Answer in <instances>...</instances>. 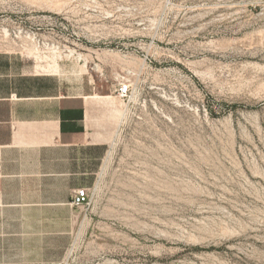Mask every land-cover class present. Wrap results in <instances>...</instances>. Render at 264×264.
Wrapping results in <instances>:
<instances>
[{
  "label": "rangeland",
  "instance_id": "obj_1",
  "mask_svg": "<svg viewBox=\"0 0 264 264\" xmlns=\"http://www.w3.org/2000/svg\"><path fill=\"white\" fill-rule=\"evenodd\" d=\"M203 1L0 0V63L130 87L89 204H0V264H264V45L219 36L229 25L191 40Z\"/></svg>",
  "mask_w": 264,
  "mask_h": 264
},
{
  "label": "crops",
  "instance_id": "obj_2",
  "mask_svg": "<svg viewBox=\"0 0 264 264\" xmlns=\"http://www.w3.org/2000/svg\"><path fill=\"white\" fill-rule=\"evenodd\" d=\"M120 98L0 63V204L57 211L89 190L119 127ZM25 195L42 198L22 207Z\"/></svg>",
  "mask_w": 264,
  "mask_h": 264
},
{
  "label": "bare ground",
  "instance_id": "obj_3",
  "mask_svg": "<svg viewBox=\"0 0 264 264\" xmlns=\"http://www.w3.org/2000/svg\"><path fill=\"white\" fill-rule=\"evenodd\" d=\"M201 0H184L185 6H190L191 3L199 2ZM204 4H196L188 9L187 16L194 14L196 11L202 10L206 7L208 12H205L201 16L188 17V21L181 25L182 28L189 30L188 35L194 42L207 41L209 38V30L217 25H229L233 27V30L226 31L219 36H223L225 39L235 40L245 39L243 43L256 46L258 44L264 45V0H204ZM214 3V4H213ZM212 4L214 6H212ZM211 17V19L202 26L195 27L198 22ZM245 18H249L248 21H242ZM218 35L214 33V38ZM154 42L164 44V40H157L154 37ZM188 40V39H187ZM184 41L182 38L177 41L180 44ZM185 42V41H184ZM213 41H209L212 45ZM211 56L210 51L205 49H197L193 51H187L184 56L188 59H200ZM150 60L156 59L150 53H147ZM212 57V56H211ZM182 61V60H181ZM178 63H181L179 60ZM183 62V61H182ZM185 65V64H183ZM186 67V66H185Z\"/></svg>",
  "mask_w": 264,
  "mask_h": 264
},
{
  "label": "built area",
  "instance_id": "obj_4",
  "mask_svg": "<svg viewBox=\"0 0 264 264\" xmlns=\"http://www.w3.org/2000/svg\"><path fill=\"white\" fill-rule=\"evenodd\" d=\"M122 97H126L130 92L129 85H122L118 90ZM89 204V193L86 189H78L72 198V206L74 207H84Z\"/></svg>",
  "mask_w": 264,
  "mask_h": 264
}]
</instances>
